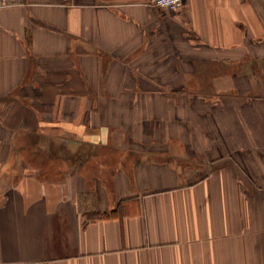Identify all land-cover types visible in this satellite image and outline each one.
Instances as JSON below:
<instances>
[{
	"label": "crops",
	"instance_id": "obj_1",
	"mask_svg": "<svg viewBox=\"0 0 264 264\" xmlns=\"http://www.w3.org/2000/svg\"><path fill=\"white\" fill-rule=\"evenodd\" d=\"M147 1L0 5V263L264 264V0Z\"/></svg>",
	"mask_w": 264,
	"mask_h": 264
},
{
	"label": "rangeland",
	"instance_id": "obj_2",
	"mask_svg": "<svg viewBox=\"0 0 264 264\" xmlns=\"http://www.w3.org/2000/svg\"><path fill=\"white\" fill-rule=\"evenodd\" d=\"M252 66H253V69H254L255 66H256V68H259V66H257V64L256 65H252ZM216 70L219 71L218 68ZM21 153L26 157V159H30V163L31 164H35V165L41 166L40 167L41 170H46V172L48 171L47 170V167H51L52 168V166H55L57 168L59 166V162L58 161H55V160L51 161L50 159H48L46 153H40V155L38 156V155H35L36 154L35 152H31L28 149H24V150L21 149ZM107 153L108 152H102V154L101 155H98L97 159L94 162L90 163V164L91 165L93 164V167H95L97 169V168L101 167V165H103V161H107L109 163L110 162H113L116 159V157L120 154V152L113 153L112 158H109ZM42 155H45V157H40ZM40 158H43L44 160H41ZM39 161H41V162H39ZM55 167H54V169H55ZM93 167L91 168V171L96 173L97 170L94 171ZM102 167L105 168L106 167L105 164ZM102 167H101V169H103ZM54 169L53 168L52 169H49V170H51L50 173H49V175L55 177V173L53 171ZM52 171H53V173H52ZM109 171H112V170L109 169ZM99 172L100 171H98V173ZM103 175L106 177V180H107V178L109 177L108 169L107 170H104Z\"/></svg>",
	"mask_w": 264,
	"mask_h": 264
},
{
	"label": "built area",
	"instance_id": "obj_3",
	"mask_svg": "<svg viewBox=\"0 0 264 264\" xmlns=\"http://www.w3.org/2000/svg\"><path fill=\"white\" fill-rule=\"evenodd\" d=\"M23 0H0V5H7L12 3H20ZM183 0H148L147 4L157 9H177L182 6ZM0 264H38L35 261H23V262H7Z\"/></svg>",
	"mask_w": 264,
	"mask_h": 264
},
{
	"label": "trees",
	"instance_id": "obj_4",
	"mask_svg": "<svg viewBox=\"0 0 264 264\" xmlns=\"http://www.w3.org/2000/svg\"><path fill=\"white\" fill-rule=\"evenodd\" d=\"M162 159H163V160H165V161H167V160H168V158H166V159L162 158ZM169 159H170V160H173V161L175 160V158H174V157H173V158H172V157H170ZM135 160H136V161H138V157H137V158H135ZM107 215H108L107 213H100V216H103V217H104V216H107ZM109 215H110V214H109Z\"/></svg>",
	"mask_w": 264,
	"mask_h": 264
}]
</instances>
